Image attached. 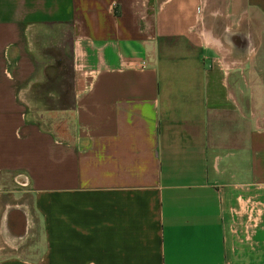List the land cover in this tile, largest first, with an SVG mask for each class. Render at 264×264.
Returning a JSON list of instances; mask_svg holds the SVG:
<instances>
[{"label":"crops","instance_id":"crops-1","mask_svg":"<svg viewBox=\"0 0 264 264\" xmlns=\"http://www.w3.org/2000/svg\"><path fill=\"white\" fill-rule=\"evenodd\" d=\"M0 264H264V0H0Z\"/></svg>","mask_w":264,"mask_h":264},{"label":"rangeland","instance_id":"rangeland-1","mask_svg":"<svg viewBox=\"0 0 264 264\" xmlns=\"http://www.w3.org/2000/svg\"><path fill=\"white\" fill-rule=\"evenodd\" d=\"M49 31V30H48ZM52 39H45L46 52L52 54L50 56L51 69L55 70V75H66L63 79H69V55H68V35L64 28L50 31ZM55 34V35H54ZM47 63V64H48ZM53 71V70H52ZM57 71V72H56Z\"/></svg>","mask_w":264,"mask_h":264}]
</instances>
